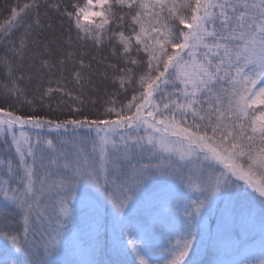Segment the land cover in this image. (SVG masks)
<instances>
[{"label":"snow or ice","instance_id":"6c2138e0","mask_svg":"<svg viewBox=\"0 0 264 264\" xmlns=\"http://www.w3.org/2000/svg\"><path fill=\"white\" fill-rule=\"evenodd\" d=\"M5 11L0 264H264V0Z\"/></svg>","mask_w":264,"mask_h":264},{"label":"trees","instance_id":"16d2710c","mask_svg":"<svg viewBox=\"0 0 264 264\" xmlns=\"http://www.w3.org/2000/svg\"><path fill=\"white\" fill-rule=\"evenodd\" d=\"M14 2V0H0V10H3L6 8V6L8 4H12ZM21 3H24V2H27V0H20ZM83 2V0H82ZM7 16V12L5 11L3 13V15H0V22L3 21V19ZM104 55L107 54V51L105 50V52L103 53ZM89 95H92V98L93 99H97L99 101V104L96 105L95 107H99L100 105L103 104V99H101L100 97L102 96V93L100 94V96L96 95V94H92V93H89ZM53 103V107H55L56 105V100L54 98V100L52 101ZM68 109L67 107L64 108V112L67 113ZM61 119L65 118L63 115L60 117ZM3 203H0V205H2Z\"/></svg>","mask_w":264,"mask_h":264},{"label":"rangeland","instance_id":"374dc122","mask_svg":"<svg viewBox=\"0 0 264 264\" xmlns=\"http://www.w3.org/2000/svg\"><path fill=\"white\" fill-rule=\"evenodd\" d=\"M0 202H3V199H2V197H0Z\"/></svg>","mask_w":264,"mask_h":264}]
</instances>
